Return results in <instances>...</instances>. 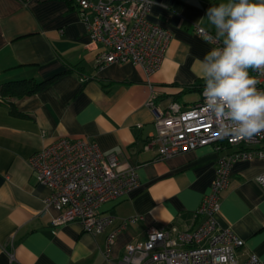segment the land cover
<instances>
[{
    "label": "crops",
    "instance_id": "obj_1",
    "mask_svg": "<svg viewBox=\"0 0 264 264\" xmlns=\"http://www.w3.org/2000/svg\"><path fill=\"white\" fill-rule=\"evenodd\" d=\"M222 2L152 0L148 19L172 37L160 66L148 73L131 62L97 67L101 44L91 41L74 1L0 0V85L59 74L38 92L0 94V264H122L125 245L145 239L149 226L200 220L194 213L220 153L204 145L160 157L158 143H148L155 113L147 102L164 110L172 101H196L182 98L187 86L204 85L200 62L210 45L196 27L215 33L206 10ZM59 137H86L137 171L135 189L101 204V214L115 217L103 232L84 231L77 221L50 225L58 211L45 206L49 189L32 174L29 158ZM262 171L261 158L232 163L216 219L244 240L239 261L254 253L264 264V189L255 180ZM132 215L140 218L117 233L106 255L107 233Z\"/></svg>",
    "mask_w": 264,
    "mask_h": 264
},
{
    "label": "built area",
    "instance_id": "obj_2",
    "mask_svg": "<svg viewBox=\"0 0 264 264\" xmlns=\"http://www.w3.org/2000/svg\"><path fill=\"white\" fill-rule=\"evenodd\" d=\"M71 1L80 7L91 41L101 44L95 59L97 67L131 62L148 73L158 69L172 35L167 28L148 19L152 0ZM85 8L94 11L92 18L86 15ZM196 32L208 41L210 50L223 46L214 32L199 26ZM250 75L257 79V89L264 91V72L252 70ZM203 88L204 85L199 99L188 106L172 101L160 110L153 100L147 102L155 113V134L148 143H158L160 157L204 145H212L220 153L210 189L194 213L196 221L200 220L186 227L177 223L149 226L145 239L125 245L122 264H263L254 253L243 261L237 259V250L244 240L220 226L216 214L232 163L253 157L264 159V132L251 139L221 135L219 122L208 114ZM29 164L38 183L49 189L45 206L58 211L50 219L53 228L77 221L84 231L103 232L115 217L101 214V204L139 185L135 168L122 167L116 153L103 154L98 144L86 137H59L32 153ZM255 180L264 189V171ZM139 218L137 215L121 218L119 225L107 233L106 255L117 233Z\"/></svg>",
    "mask_w": 264,
    "mask_h": 264
},
{
    "label": "clouds",
    "instance_id": "obj_3",
    "mask_svg": "<svg viewBox=\"0 0 264 264\" xmlns=\"http://www.w3.org/2000/svg\"><path fill=\"white\" fill-rule=\"evenodd\" d=\"M206 17L223 41L200 62L208 114L221 135L251 139L264 132V91L249 71L264 72V0H224Z\"/></svg>",
    "mask_w": 264,
    "mask_h": 264
},
{
    "label": "trees",
    "instance_id": "obj_4",
    "mask_svg": "<svg viewBox=\"0 0 264 264\" xmlns=\"http://www.w3.org/2000/svg\"><path fill=\"white\" fill-rule=\"evenodd\" d=\"M58 75L59 74L39 81L33 78L9 81L0 85V94L5 95L8 93L19 96L32 94L48 86L50 82H52V80H54V78H56ZM199 87L200 86L197 85L187 86L185 92L196 89L201 90V87Z\"/></svg>",
    "mask_w": 264,
    "mask_h": 264
},
{
    "label": "rangeland",
    "instance_id": "obj_5",
    "mask_svg": "<svg viewBox=\"0 0 264 264\" xmlns=\"http://www.w3.org/2000/svg\"><path fill=\"white\" fill-rule=\"evenodd\" d=\"M199 97H200V93L198 90H192V91L182 93L183 100L188 103L199 99Z\"/></svg>",
    "mask_w": 264,
    "mask_h": 264
}]
</instances>
